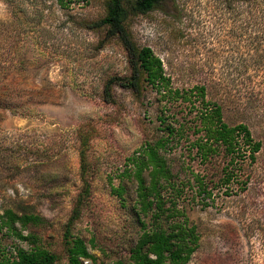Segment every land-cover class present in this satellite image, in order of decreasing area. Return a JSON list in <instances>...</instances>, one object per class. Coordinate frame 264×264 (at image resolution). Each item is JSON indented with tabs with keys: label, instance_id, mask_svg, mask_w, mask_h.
I'll return each instance as SVG.
<instances>
[{
	"label": "rangeland",
	"instance_id": "obj_1",
	"mask_svg": "<svg viewBox=\"0 0 264 264\" xmlns=\"http://www.w3.org/2000/svg\"><path fill=\"white\" fill-rule=\"evenodd\" d=\"M106 2L0 0V222L7 210L46 221L5 226L0 256L32 248L34 236L56 264H69L66 225L81 199L72 235L93 257L82 263L130 264L141 235L157 224L155 209L144 214L139 204L145 162L144 185H155L166 216L174 215L159 224L187 220L197 228L200 248L189 264H264L261 238L248 242L242 232L260 218L264 197L215 191L216 206L201 203L197 175L218 172L225 160L206 166L194 158L189 145L199 135L187 122L196 113L176 97V90L213 86L229 124L247 110L252 129L264 128V0H159L131 18L133 40L153 50L165 80L140 97L115 87L112 104L104 100L106 82L131 70L118 39L87 28L105 16Z\"/></svg>",
	"mask_w": 264,
	"mask_h": 264
},
{
	"label": "trees",
	"instance_id": "obj_2",
	"mask_svg": "<svg viewBox=\"0 0 264 264\" xmlns=\"http://www.w3.org/2000/svg\"><path fill=\"white\" fill-rule=\"evenodd\" d=\"M158 4L159 0H107L105 16L87 24L90 30L105 31L106 39H118L127 53L131 73L124 77L114 76L106 82L103 95L107 103H114L112 91L115 87L129 90L140 97L147 88H160L164 82L161 60L151 48L139 47L128 29V21L131 18L154 11ZM212 90L213 86L207 84L183 93L176 90V97H182L184 101L190 102L192 112L196 113L194 119L187 122L188 132L194 130V135H199L189 145L190 150H196L194 158H198L201 164L206 166L213 165V160L217 156H223L225 160L218 172L212 175H197L201 203L206 207L216 206L215 191L223 192L227 197L245 196L251 192H255L258 198L264 197V128L252 129L249 122L251 115L247 110L242 111L244 120L235 125L229 124L225 118L224 98L222 96L215 98ZM198 102L200 104L197 105ZM176 132L184 135L185 126H181ZM148 155L154 168H159V159L154 147H148ZM145 165L143 162L142 167ZM142 167L137 172L139 204L144 214L155 209L153 218L157 224L152 231H145L141 235L131 251L130 264H189L200 248L197 228L189 227L187 220L173 222L168 229L159 224L169 210L163 207L159 189L155 185L151 188L144 185ZM81 204L80 199L66 225L65 247L69 264H83L82 260L93 259L85 242L72 235L74 223L81 216ZM178 215L176 211V216ZM242 216L247 220L249 217L247 210L242 212ZM172 217L173 214L166 216L167 219ZM3 218H6L7 222H0V235L5 226L13 228L17 222L24 226L46 223L39 216H18L11 210H7ZM242 232L248 242L258 235L264 249V211L260 213V218L256 222L249 224L245 222ZM20 237L25 240L30 238L34 241V246L27 250L18 249L16 255L12 257L0 256V264L57 263L58 257L39 246L34 236Z\"/></svg>",
	"mask_w": 264,
	"mask_h": 264
}]
</instances>
